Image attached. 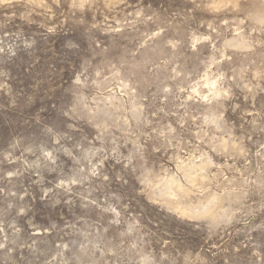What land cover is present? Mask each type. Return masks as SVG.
I'll list each match as a JSON object with an SVG mask.
<instances>
[{"label":"rangeland","instance_id":"374dc122","mask_svg":"<svg viewBox=\"0 0 264 264\" xmlns=\"http://www.w3.org/2000/svg\"><path fill=\"white\" fill-rule=\"evenodd\" d=\"M0 264H264V0H0Z\"/></svg>","mask_w":264,"mask_h":264},{"label":"bare ground","instance_id":"6f19581e","mask_svg":"<svg viewBox=\"0 0 264 264\" xmlns=\"http://www.w3.org/2000/svg\"><path fill=\"white\" fill-rule=\"evenodd\" d=\"M194 173H195V172H194ZM193 177H194V176H193ZM170 182H171V181H170ZM170 182H169V183H170ZM178 188H179V187H178ZM171 190H172V189H171ZM181 191H182V189H181Z\"/></svg>","mask_w":264,"mask_h":264}]
</instances>
